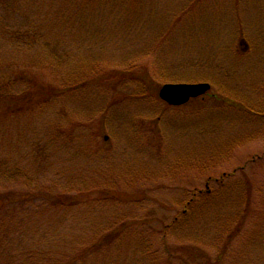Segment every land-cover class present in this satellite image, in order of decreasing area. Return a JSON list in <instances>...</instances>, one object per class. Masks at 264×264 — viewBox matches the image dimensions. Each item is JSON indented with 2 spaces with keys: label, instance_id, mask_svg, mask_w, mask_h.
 I'll list each match as a JSON object with an SVG mask.
<instances>
[{
  "label": "rangeland",
  "instance_id": "rangeland-1",
  "mask_svg": "<svg viewBox=\"0 0 264 264\" xmlns=\"http://www.w3.org/2000/svg\"><path fill=\"white\" fill-rule=\"evenodd\" d=\"M0 92V264H264V0H0Z\"/></svg>",
  "mask_w": 264,
  "mask_h": 264
},
{
  "label": "water",
  "instance_id": "water-1",
  "mask_svg": "<svg viewBox=\"0 0 264 264\" xmlns=\"http://www.w3.org/2000/svg\"><path fill=\"white\" fill-rule=\"evenodd\" d=\"M211 89L209 82H166L160 86L158 96L171 105H182L191 98L201 96Z\"/></svg>",
  "mask_w": 264,
  "mask_h": 264
},
{
  "label": "trees",
  "instance_id": "trees-1",
  "mask_svg": "<svg viewBox=\"0 0 264 264\" xmlns=\"http://www.w3.org/2000/svg\"><path fill=\"white\" fill-rule=\"evenodd\" d=\"M0 96H1V92H0ZM0 170H2L1 168H0ZM76 197V196H75ZM60 199H62V198H60ZM4 203H5V201H4V199L0 196V226L3 224L2 222H1V220H2V218H3V212L6 210V212H9L10 210L7 208V209H4L5 207H4ZM190 203V202H189ZM73 204V201H72V199H69V200H63L62 201V204L60 205V206H69V205H72ZM37 209H39V208H37ZM187 209V208H186ZM186 209H183L182 210V212H185V210ZM123 232V230L122 229H119L118 228V230L116 229V231H114V229H108V231L107 232H104L100 237H102L101 239H96L89 247H87L85 250H83L82 252H80V253H78V254H75L73 257H72V259H71V261H68L67 263H65V264H75L76 263V261H77V259H83V258H85L86 256H87V254L88 253H93V252H96L97 250H99V248L103 245V244H108L110 241H111V239L113 238V237H115L116 236V234L117 235H121V233ZM113 234H115L114 236H113ZM118 237H120V236H118ZM117 237V238H118ZM109 248V246L106 248V250ZM28 249H30V248H28ZM4 252H6V251H4ZM17 251L15 250L14 252L13 251H8V252H6L5 254V258H6V262H9L10 263V258L7 256V254L10 256V257H15V256H17ZM30 253H32V252H28L27 253V255H29ZM10 264H26L24 261H22V262H16L15 260H14V258L11 260V263ZM64 264V263H63Z\"/></svg>",
  "mask_w": 264,
  "mask_h": 264
}]
</instances>
